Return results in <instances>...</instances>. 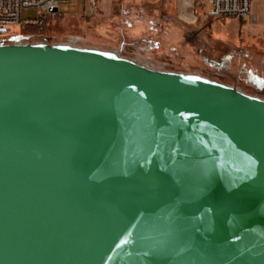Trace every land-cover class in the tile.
Instances as JSON below:
<instances>
[{"label": "water", "instance_id": "1", "mask_svg": "<svg viewBox=\"0 0 264 264\" xmlns=\"http://www.w3.org/2000/svg\"><path fill=\"white\" fill-rule=\"evenodd\" d=\"M0 264H264V100L0 43Z\"/></svg>", "mask_w": 264, "mask_h": 264}, {"label": "rangeland", "instance_id": "2", "mask_svg": "<svg viewBox=\"0 0 264 264\" xmlns=\"http://www.w3.org/2000/svg\"><path fill=\"white\" fill-rule=\"evenodd\" d=\"M89 5L90 0L62 2L52 15L23 8L21 25L0 32V43L107 50L150 68L207 77L264 100V47L247 45L264 32V24L248 16L243 25L236 16L209 22L206 5L201 15L207 31L212 26V40L205 30L194 35L198 23L191 22L190 0L183 5L180 0H99L93 14Z\"/></svg>", "mask_w": 264, "mask_h": 264}, {"label": "built area", "instance_id": "3", "mask_svg": "<svg viewBox=\"0 0 264 264\" xmlns=\"http://www.w3.org/2000/svg\"><path fill=\"white\" fill-rule=\"evenodd\" d=\"M71 0H0V27L10 30L22 23L23 8H40L48 15L56 13L62 2ZM99 0H90L89 13L93 14ZM192 3L209 5L212 18L223 16L247 17L252 13V0H192Z\"/></svg>", "mask_w": 264, "mask_h": 264}, {"label": "crops", "instance_id": "4", "mask_svg": "<svg viewBox=\"0 0 264 264\" xmlns=\"http://www.w3.org/2000/svg\"><path fill=\"white\" fill-rule=\"evenodd\" d=\"M191 1V6L193 7V10L192 12L190 13L191 16H194L195 19L192 20L191 22L193 23H198V28L195 29L193 32H194V35L195 36H198L201 34V31L205 30L206 33L212 38L213 40V37L214 35L211 34L212 32V26L209 25V31H207L206 29V24H203V19H202V13H201V7H205L206 5H199V4H194L192 3V0ZM184 3V0H180V4L183 5ZM209 10V9H208ZM208 10H207V16H208V21H212V20H215V19H218V18H212L209 13H208ZM184 17L186 18H189L187 16L184 15ZM249 17V20L251 22H254V23H259V24H264V0H252V13L248 16ZM240 23L243 25L245 22H247V17H239L238 18ZM203 24V25H202ZM202 35V34H201ZM259 35L260 36H263L264 37V32H259ZM259 38H256L254 39V41H252L251 43L247 44L248 46H254L255 44H260L261 46L264 47V38L260 37ZM187 49V47L185 48Z\"/></svg>", "mask_w": 264, "mask_h": 264}]
</instances>
